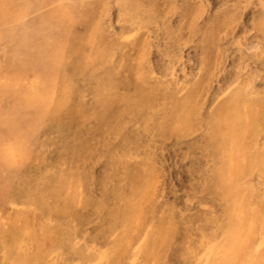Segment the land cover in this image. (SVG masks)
I'll return each mask as SVG.
<instances>
[{
  "label": "rangeland",
  "instance_id": "1",
  "mask_svg": "<svg viewBox=\"0 0 264 264\" xmlns=\"http://www.w3.org/2000/svg\"><path fill=\"white\" fill-rule=\"evenodd\" d=\"M84 1L0 0V264H111L105 257L112 255L125 258L119 260L121 264H158L160 254L167 253L168 264H173L175 250L171 242L165 246L160 242L164 248L159 254L157 246L151 247L150 242L151 237L159 239L163 227H176V215L171 209L161 215L151 210L159 207L156 201H167L177 191L179 200L192 211L190 190L182 184V168L188 160L181 153L184 148L175 152L171 137H156V150L162 152L168 166L156 172L154 178H142L145 181L139 191L146 189L148 196L131 194L130 225L114 229L113 217L101 209L100 185L88 187L81 182V165L56 149L59 133L54 124L58 120L54 106L59 88L67 79L73 59L90 69L107 49L112 58L101 64L99 71L110 74L113 65H118L110 74L113 80L122 82L118 95L137 97L141 84L138 72L152 74L144 77L143 87L164 83L174 91L176 101L185 98L189 82L197 81L200 96L197 103L193 100L194 105L210 115L209 108L220 104L224 94L243 89H239L241 85H246L250 93L264 86V31L258 26L264 19V0H135L158 20L142 18V22L149 20L148 24L133 26L130 33L127 23L119 19L116 5L110 10L104 4L95 5L97 16L92 18ZM131 57L132 68H128ZM163 61L173 67L170 80L162 78ZM250 76L253 81L245 84L244 78ZM176 81L183 85L182 89L175 88ZM65 91L67 96L72 93L70 89ZM72 94L73 101H84L78 110L93 109L91 93ZM205 95L213 99L202 105ZM156 103L159 104L153 101ZM124 109L120 100H114L109 107L116 115ZM69 112L67 109L60 120L73 129L74 124L66 119ZM196 128L186 137L203 130ZM92 159L87 158L89 172L96 176L101 163ZM129 162L127 168L135 171L136 164ZM68 174L77 176L75 186L64 188L72 198V209L65 207V191H56L48 182ZM17 183L19 192L15 195ZM160 190H164L162 198L157 194ZM112 204L107 203L108 207ZM58 208L66 210L60 212ZM137 208L140 216L135 214ZM260 220L252 215L254 224L245 239L248 264H264ZM182 223L179 221L180 227L186 222ZM173 232L181 238V232ZM113 237L120 241L116 251H110ZM73 253L79 254L82 262L71 259L75 258L71 257ZM128 259L131 262L127 263Z\"/></svg>",
  "mask_w": 264,
  "mask_h": 264
},
{
  "label": "bare ground",
  "instance_id": "2",
  "mask_svg": "<svg viewBox=\"0 0 264 264\" xmlns=\"http://www.w3.org/2000/svg\"><path fill=\"white\" fill-rule=\"evenodd\" d=\"M99 4H104L107 10L116 5L119 19L127 23L128 33L133 26L145 27L149 21L142 22L145 18L151 22L158 20L154 13L145 10V6L135 0L129 3L124 0H85L84 5L89 8L92 18L97 16L96 6ZM160 23L162 27L165 24L164 20ZM258 26L264 31V19L259 20ZM111 56L110 50L106 49L90 69L79 65L76 59L71 61L69 74L65 83H62L63 87L59 88L54 106V116L58 119L54 124L59 133L56 149H60L64 156L69 154L72 161L81 165V182L88 187L100 185L101 209L109 211L108 214L113 217L111 225L114 229H123L130 225L128 211L133 199L131 194L148 196L146 189L139 191L145 181L142 178L146 175L154 178L156 172L168 166L162 152L156 150V137L168 135L174 141L175 152L181 151L180 147H183L181 153L188 158L182 168L185 172L182 184L190 190V200H187L192 204V211L179 200L180 194L177 191L167 201H156L160 202L159 207H154L151 213L161 215L171 209L178 223L176 227L170 225L169 229L163 227L166 229L162 228L159 239L151 237V247L157 246L159 254L163 245L171 242L175 250V256H172L176 258L171 261L173 264H248L250 260L245 239L251 224H254L251 222L252 215H255L257 221L261 219L258 228L264 233V86H259L254 93L248 92L246 85L239 86V89H243H234L235 92L224 94L220 104L215 107L213 104L212 109L209 108L211 114L208 115L194 105L193 100L196 99L197 103V96H200L196 92L199 84L197 81L189 82L185 98L176 101L174 91L167 89L164 83L143 87L144 77H151L152 74L138 72L141 84L137 89V97L126 93L118 95L117 89L122 82L113 80L110 75L118 65H113L110 74L99 71L101 64L109 61ZM131 60L132 57L128 60V68H132ZM163 67L162 78L164 81L170 80L174 74L173 67L169 61H163ZM244 79L246 83L242 82L245 84L253 81L252 76ZM174 85L175 88H183L179 81ZM65 88L76 94L82 91L91 93L93 109L78 110L83 107L84 101H73V94L67 96ZM212 97L205 95L201 98V104L207 105ZM114 100L124 103L125 109L119 115L109 110ZM153 101L159 104L155 105ZM67 109L70 115L66 119L74 124L73 129L66 127L60 120ZM195 126L199 130L203 127V130L195 136L186 137V133L191 132ZM89 157L101 163L96 176L89 172ZM129 161L136 164L135 171L131 167L127 168ZM48 182L62 193L64 188L77 184V176L60 175ZM18 186L17 183L15 195L19 192ZM64 191L62 199L67 202L65 207L72 209V198L66 193L67 190ZM162 192L164 190L157 192L159 198H162ZM85 201L89 203V199L85 198ZM109 202L114 204L108 207ZM57 210L64 212L66 209ZM135 214L140 216L141 210L137 208ZM179 221L182 224L186 222L185 226L180 227ZM174 230L177 235L182 233L181 238L174 236ZM119 243L118 237H113L112 243L110 240V251H116ZM160 256L158 264H168V253ZM71 257H75L71 259L76 262L83 260L79 254L73 253ZM105 258L111 260V264H121L119 260H125L113 255ZM128 262L131 260L128 259Z\"/></svg>",
  "mask_w": 264,
  "mask_h": 264
}]
</instances>
